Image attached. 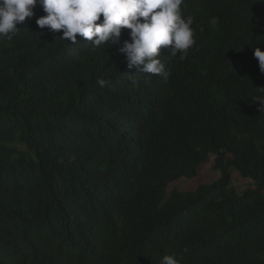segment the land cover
Here are the masks:
<instances>
[{
    "label": "trees",
    "instance_id": "16d2710c",
    "mask_svg": "<svg viewBox=\"0 0 264 264\" xmlns=\"http://www.w3.org/2000/svg\"><path fill=\"white\" fill-rule=\"evenodd\" d=\"M185 3L167 82L128 66L129 29L66 43L39 0L0 39V264H264V0ZM212 157L216 181L172 187Z\"/></svg>",
    "mask_w": 264,
    "mask_h": 264
},
{
    "label": "clouds",
    "instance_id": "9594fccd",
    "mask_svg": "<svg viewBox=\"0 0 264 264\" xmlns=\"http://www.w3.org/2000/svg\"><path fill=\"white\" fill-rule=\"evenodd\" d=\"M37 2L0 0V39L11 40L19 32L17 25L34 16ZM39 3L45 15L38 18L36 24L41 29L62 31L59 39L66 43H76L79 35L94 49L119 45L122 30L129 29L130 39L119 49L128 66L138 72L154 74L164 82L170 78L171 70L160 58L162 49H167L170 58L182 62L196 44L194 18L185 15V0H39ZM254 56L264 73V51L257 47ZM108 83L110 81L104 78L97 80L100 87ZM259 89L264 92V88ZM258 101L260 111L264 112V100ZM182 261V256L173 253L164 255L161 264H182Z\"/></svg>",
    "mask_w": 264,
    "mask_h": 264
},
{
    "label": "rangeland",
    "instance_id": "374dc122",
    "mask_svg": "<svg viewBox=\"0 0 264 264\" xmlns=\"http://www.w3.org/2000/svg\"><path fill=\"white\" fill-rule=\"evenodd\" d=\"M214 157L211 161L200 169V174L194 179L182 178L172 185L183 191L195 190L202 184H211L220 177V173L213 169ZM250 183L249 180L241 178L238 174L234 176V184L240 188H245Z\"/></svg>",
    "mask_w": 264,
    "mask_h": 264
}]
</instances>
